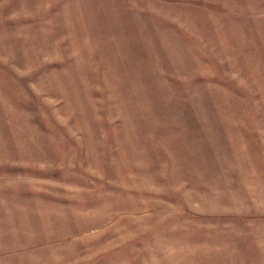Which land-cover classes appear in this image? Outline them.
Returning a JSON list of instances; mask_svg holds the SVG:
<instances>
[{
    "label": "rangeland",
    "instance_id": "rangeland-1",
    "mask_svg": "<svg viewBox=\"0 0 264 264\" xmlns=\"http://www.w3.org/2000/svg\"><path fill=\"white\" fill-rule=\"evenodd\" d=\"M0 264H264V0H0Z\"/></svg>",
    "mask_w": 264,
    "mask_h": 264
}]
</instances>
